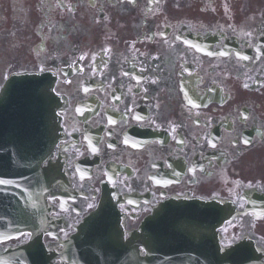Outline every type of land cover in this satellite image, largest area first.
<instances>
[{
	"label": "flooded vegetation",
	"instance_id": "1",
	"mask_svg": "<svg viewBox=\"0 0 264 264\" xmlns=\"http://www.w3.org/2000/svg\"><path fill=\"white\" fill-rule=\"evenodd\" d=\"M26 71L61 98L60 238L104 188L132 196L126 231L170 197L220 201L219 244L264 264V0H0V87Z\"/></svg>",
	"mask_w": 264,
	"mask_h": 264
},
{
	"label": "water",
	"instance_id": "2",
	"mask_svg": "<svg viewBox=\"0 0 264 264\" xmlns=\"http://www.w3.org/2000/svg\"><path fill=\"white\" fill-rule=\"evenodd\" d=\"M43 79H40L34 75H30V76H25V77H15L14 79L9 80V82L7 83V85L5 86V88L1 91L0 93V126H5L8 125L10 123V121H7L6 119L9 117H5V116H10L11 115V110H9V106L5 105V104H13L14 103H25V102H32L38 106H33L30 107L29 109L21 106L20 112L21 113H28L25 114L24 117H18V118H12L15 120V122H12V124H10V126H14L16 124H18V127L23 130V128L25 127V122L29 121L28 124H30V126L28 128H26V130L29 131L28 136L32 139L31 140V144L32 146L35 143H38V140L41 137H47V135L50 132V123L49 120L46 116V102L44 100L45 98V94H47L44 91V88L41 87V83H42ZM31 94V97H30ZM35 98L33 100V98ZM40 98V100H39ZM48 100V98H47ZM15 106H13L14 108ZM15 110V109H14ZM17 112V111H16ZM4 119V120H3ZM29 119V120H28ZM17 121H21V123H18ZM15 129V127H14ZM2 132V130L0 129V133ZM15 140H19V138L15 139ZM3 148L2 145V141L0 140V150ZM39 164V162L37 163ZM31 195H36V191L33 192V194ZM38 196H35V198H37ZM29 199V198H28ZM37 201V200H36ZM203 206V203L201 202H197V201H187V202H183V201H171L170 203L166 204L163 209L159 212H154V214H168V213H172V214H176V215H183V214H188L193 210H198ZM36 208H38L37 206H35ZM106 209V205L105 204H101L100 209L96 212L93 213L92 215H90L89 217H87L85 219V221L81 224L80 228L78 229V234L76 236H74L71 240L69 245H72L74 243V241L76 242L78 239L80 238H84V232L85 229L87 228L88 225V231L90 230V225L93 223V217H96V214H100L103 210ZM33 211L32 208L30 207V205H28L27 203L24 202V206H22V210L18 211V216H17V221L19 223H13L11 220H9L7 217V214L3 215L2 218H0V230H6L8 227H13L15 231H19L21 230V228L23 226H27V227H31L34 225V222L30 219V216L28 214V212ZM188 223L189 222H185V223H181V224H176L178 227L177 229V234L179 235H183L186 236L185 234L188 231ZM95 235H97L98 240H105L107 239V234H104L102 236L98 235L97 233H94ZM112 238L114 239V236H112ZM119 239L118 237L114 239V242ZM154 238L153 235H148L146 238L143 239V241L145 242V244L147 246L150 247H155V242H154ZM112 241L109 240L107 242V244L109 245V242ZM36 244L33 245V247H40V241L37 239ZM118 242H115V244ZM42 248V247H40ZM150 259L149 261H145L144 264H151L153 261V252H154V248H150ZM153 254V255H152Z\"/></svg>",
	"mask_w": 264,
	"mask_h": 264
},
{
	"label": "snow or ice",
	"instance_id": "3",
	"mask_svg": "<svg viewBox=\"0 0 264 264\" xmlns=\"http://www.w3.org/2000/svg\"><path fill=\"white\" fill-rule=\"evenodd\" d=\"M247 59V57H245ZM245 143H248V141H245ZM95 151V149H93ZM0 183H10V181H0Z\"/></svg>",
	"mask_w": 264,
	"mask_h": 264
}]
</instances>
